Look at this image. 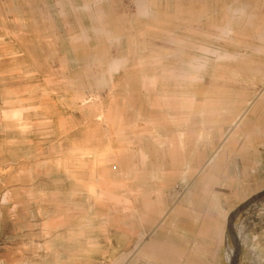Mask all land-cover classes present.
I'll return each instance as SVG.
<instances>
[{
  "label": "rangeland",
  "instance_id": "374dc122",
  "mask_svg": "<svg viewBox=\"0 0 264 264\" xmlns=\"http://www.w3.org/2000/svg\"><path fill=\"white\" fill-rule=\"evenodd\" d=\"M234 238L264 264V0H0V264Z\"/></svg>",
  "mask_w": 264,
  "mask_h": 264
},
{
  "label": "water",
  "instance_id": "95a60500",
  "mask_svg": "<svg viewBox=\"0 0 264 264\" xmlns=\"http://www.w3.org/2000/svg\"><path fill=\"white\" fill-rule=\"evenodd\" d=\"M261 195L257 196L256 198H259ZM255 200V198L253 200H250L249 202H247L246 204H244L242 206V208L248 206V204H250L251 202H253ZM237 239V238H236ZM234 238V245H235V253L233 254V258L231 259L230 264H235L237 258H238V253H239V247L237 244V240Z\"/></svg>",
  "mask_w": 264,
  "mask_h": 264
},
{
  "label": "bare ground",
  "instance_id": "6f19581e",
  "mask_svg": "<svg viewBox=\"0 0 264 264\" xmlns=\"http://www.w3.org/2000/svg\"><path fill=\"white\" fill-rule=\"evenodd\" d=\"M231 256H232V251L228 254V257H227L228 261L231 260Z\"/></svg>",
  "mask_w": 264,
  "mask_h": 264
}]
</instances>
